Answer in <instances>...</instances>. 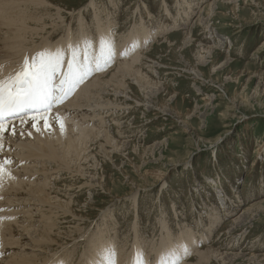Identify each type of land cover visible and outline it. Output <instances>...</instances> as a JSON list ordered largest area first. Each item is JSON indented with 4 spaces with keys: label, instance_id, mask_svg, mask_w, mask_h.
Masks as SVG:
<instances>
[{
    "label": "rangeland",
    "instance_id": "obj_1",
    "mask_svg": "<svg viewBox=\"0 0 264 264\" xmlns=\"http://www.w3.org/2000/svg\"><path fill=\"white\" fill-rule=\"evenodd\" d=\"M185 1H190L194 8L189 17L184 16V11L188 12L187 5L183 4ZM180 3L182 7L178 0L54 1L56 7L51 14L58 22L56 8L63 9L62 20L73 22L70 39L74 41L82 30L78 24L80 19L87 25L85 32L94 26L90 38H95V11L104 19L108 12L106 18L116 25L113 27L116 42L139 23L140 11L149 28L154 29L156 23L164 25V33L142 46L151 49L149 56L154 68L153 72L150 68L147 71L161 83L159 100L167 101L170 107L178 106L185 116V123L181 125L183 118L177 120L170 112L157 114L150 101L146 106L132 108L122 106L121 103H133L126 97L120 96L117 101L116 95H109L106 98L110 103L121 104V108L108 110L110 113L102 110L103 114H108L105 119L108 121L101 127L107 128L117 141L128 142L127 150L106 158L101 157V151L93 145L86 152L88 157L85 156L91 162L86 163L89 160L85 161V158L81 160L82 163L85 161L84 167L89 168L90 173L86 172L85 178L81 179L73 165L74 169L70 168L69 173L60 174L56 169L49 175V180L43 178L37 183L40 181L38 171H43L48 163H34L31 169L37 171L30 182L39 179L36 184H41L48 180L51 184L48 187L53 185L60 196L65 192L63 198L76 200L72 206L80 217L71 219L69 225H77L83 233L85 231L84 238L92 232L95 235L104 227L110 228L112 236L119 242L117 252L124 239L128 241L126 249H132L129 245L135 241L137 228L144 247L150 245V241H160V224L167 223L176 237L180 235L179 226L194 230L193 235L198 231L197 227L202 226L206 233L211 232L199 248L214 245L222 254L234 255L224 260L218 258L212 264H264V204L244 214L246 208L264 201V0L225 3L180 0ZM208 4L213 5L212 16L202 12ZM166 9L172 15L171 19H166ZM178 9L182 10L183 18L188 19L180 21L181 24L174 22ZM201 14L203 21L198 25L196 21ZM150 18L154 21L150 22ZM177 20L179 22L180 18ZM67 22H63L65 25L55 33L58 35L53 41L63 34L66 39ZM165 25H170L168 30ZM186 31L191 32V44L187 43ZM211 36L213 40H208ZM207 44L216 47L221 44L215 50L214 58L204 52L203 45ZM227 60L232 65L222 67ZM131 91L127 95H133L134 91ZM206 97L208 100H204ZM150 100L154 101L153 98ZM19 151L20 148L16 152ZM152 171H160L162 181L157 183L147 174ZM222 191L227 195L226 202ZM20 207L22 210L23 206ZM211 209L218 215L217 220L213 219L215 224L206 217ZM82 217L86 219L80 221ZM237 218L241 219L239 224H233ZM34 225L39 229L44 223ZM20 237L23 236L18 239ZM73 247L69 245L67 250L71 257L63 251L64 258L59 253L61 259L64 260L66 255L65 260L70 259L66 264H86L90 256L87 243ZM152 256L155 257L152 260L149 257L148 263L159 254ZM131 262L124 261L126 264Z\"/></svg>",
    "mask_w": 264,
    "mask_h": 264
},
{
    "label": "bare ground",
    "instance_id": "obj_2",
    "mask_svg": "<svg viewBox=\"0 0 264 264\" xmlns=\"http://www.w3.org/2000/svg\"><path fill=\"white\" fill-rule=\"evenodd\" d=\"M54 1L55 0H0V66H2L0 67V77H4L17 70L26 56H34L37 51L46 48L55 49L58 45L65 46L67 50V46L70 43L75 44L77 47V54L80 58H83L84 53L96 56L99 54L100 38L102 34H105L109 41L114 43L115 56L114 60L111 61L106 68L96 71L86 77L63 104L57 105L51 109L50 112L43 114L48 118L47 123L50 127H45V121L40 120L37 125L40 131H37L36 127L32 126L33 121L28 116L15 117L8 122V130L3 134L4 149L3 152L0 153V156L11 157L12 163L9 166L11 177L5 176L2 185H0V218H2L0 219V253L3 255H0V264H59L60 261L66 264L70 261L69 258L71 257V254L69 257V251H67L69 245L70 247L74 245L76 247V245L81 243H87V247L89 248L87 252H90L88 253L90 256L86 264H100L102 260L100 250L105 246H114L116 264H126L124 263L125 260L133 261L138 252L141 254L140 258L146 261V264H154L162 260L164 264H173V261H176L177 257L172 254V250L183 245L187 246V250H181L182 259L179 260V264H212L213 261H216L218 258L224 260L230 256L234 257L233 254H222L218 248H214V245L199 248L202 246L200 243L202 241V243H204L211 232L206 233V231L201 228L202 226H196L198 231H196L194 235L191 234L194 230H187L179 226L178 230L180 235L176 237L172 230H170L171 228H168L167 223L165 224L161 221L162 224H160L161 229L159 232V236L161 237L160 241H150V245H146V247H144L139 240L141 233L138 232L139 230L136 227L135 241L129 245L132 249H126L128 247V241L124 239L117 252V244L119 242L112 236L113 234L110 228L106 229V227H104L103 230L100 229L95 235H93L92 232L90 235L88 234V237L84 238L86 236L84 230L83 233L77 225H69L71 219L80 217L73 210V202L75 203L76 200L72 202L71 199L69 200L70 197L68 199L63 198L65 192L62 191L64 193L60 196L61 193L55 192L52 187L53 185L50 188L48 187L51 184L47 181L49 180V175L53 174V171H56V169L59 170L58 173L65 174L74 169L73 165L75 166L74 170L80 172H78L80 175L76 174L78 178H85L86 172H90L87 171L89 168L85 169L84 166L86 163L91 162L88 158H85V156L88 157L86 152L93 145L99 148L101 157L106 158L112 157V153L121 154L122 151L127 150L125 146L128 142L124 141L126 142L124 143L123 141H117L107 128L101 127L104 122L108 121H105L108 114L105 115L103 113H108L114 108L118 110L121 108V106H119L121 104H124L122 106L133 108L146 106V102L150 101L152 109L158 111H156L157 114H166L170 112L177 120L183 118L180 123L181 125L183 122L185 123V116L179 110L178 106L174 105L175 107H170V105L168 106L166 103L167 101L165 104L163 99L159 100V96L161 95V83L150 77L149 71H147V68H150L153 72L154 64L149 56L151 49H146L142 46L147 42L155 41L157 35L164 33V25H157L156 23L154 29L149 28L145 22V18L142 16L143 14H141L139 10V23L130 28L126 35L119 38V42H116L114 38L115 35L113 36L115 32L113 31V27L115 24L113 21L106 18L107 15H109L107 14L108 12L104 19L102 15H99L100 12L98 13V11H95V23H97V26H95V38H90V31L93 30L94 26L92 29L86 30L85 32V26L87 25L80 19L78 24L79 28L82 30L74 41L70 39V35L73 33L71 32L73 22L69 23L62 20L63 12L61 10L63 9L56 8V13L59 18L58 22L53 18V13L51 14V12L55 9L54 7H56ZM221 1L225 3L236 0H216V2ZM178 2L179 6L182 7L180 0H178ZM189 2H183L185 6L187 5L186 10L188 12L184 11V16L186 17H189L190 13L194 11L193 5ZM207 6L202 12H206V14L212 16L213 14L211 12L213 5L208 4ZM178 10L177 18L174 19L176 24H179L182 20L183 22L188 20L185 19L186 17L183 18L182 10L181 12L180 9ZM232 10L235 12L236 9L234 10V8H232ZM166 12V19H171L172 15L169 10L166 9ZM178 18H180L179 22L177 20ZM149 21L153 22L154 20L150 18ZM202 21L201 14L196 23L200 25L199 23ZM63 22H67L68 24L66 27L68 36L65 39L64 36L66 34H63L60 39L53 41L56 35H58L55 33L61 30L65 25ZM48 23L51 25L47 26ZM170 25H165L167 30ZM80 33H82V36H80ZM190 34V31H186L184 34L186 40L189 39L187 43H190L192 40ZM212 34L211 32V35ZM207 39L213 40L212 36L207 37ZM87 41H91V43ZM203 47L206 55H210L211 58H214L215 50L219 49L221 44L219 47L211 44L203 45ZM134 50L136 51L134 52ZM70 54L69 51V56ZM228 64L232 65L231 62L227 60L222 67H227ZM135 87L136 91L134 90ZM129 90H132L131 92L134 91L133 95H127ZM109 95H116L117 101L120 96L126 97L130 101H133V103L130 105L128 102L121 104L116 103L117 105L112 103V105L110 99L106 98ZM151 98H153L154 101L151 102ZM206 99L208 100L207 97L204 98V100ZM102 110H105V112ZM56 113H59V115L64 118L65 130L63 132L55 120ZM39 116L40 114H37L38 119ZM86 125H94V127H85ZM13 127L15 128V134H12ZM29 133H31V135H29ZM122 135L120 136L122 137ZM19 148L20 151L16 152ZM147 149L150 148L148 147ZM89 154L91 156L90 152ZM84 158L85 161H89L86 163L84 161L82 163L81 160ZM94 159L95 158H93V160ZM40 162L43 164L48 163L53 167L51 166L52 168H49L50 165L47 164L48 166L46 165L43 171H38L39 175L37 178H39L40 181L36 178L38 181L36 182H41L43 178H48V180L42 181L43 183L41 184H36L35 181L31 183L30 181L32 179L30 178L34 179L36 174L35 171H37L31 169V167H33L32 164ZM92 166H94V164ZM70 168L72 170H70ZM147 174L153 176L154 181H157V183L162 181L163 174L160 171L147 172ZM94 177L95 176L92 178ZM28 179L30 180L28 181ZM64 189L66 188L64 187ZM222 196L224 197V201L228 200L226 198L227 195L225 196L223 191ZM262 204H264V201L253 207L246 208L244 214H248L253 208H260ZM20 206H23L22 210H19ZM214 207L216 208V206ZM214 209H211L212 211H209L208 216H206L212 220L210 223L213 224H215L213 219H218V215L216 216V211H214ZM83 219L86 218L82 217L80 221ZM239 220L241 219L237 218V220L235 219L232 222L233 224H239ZM41 221L44 225L41 226V224L39 229L34 228V224L38 225V222ZM63 224L64 226H62ZM62 227L65 228L64 231L61 230ZM19 236L23 237L18 239ZM63 251L67 252L64 254L68 255V262L65 260L66 255L64 260L60 257ZM73 252L71 253L73 254ZM156 253H158L159 256L148 263V258L151 257L150 259L152 260L156 256H152V254ZM235 256L237 257L238 255L235 254ZM254 257L257 258L255 255ZM129 264H133V262Z\"/></svg>",
    "mask_w": 264,
    "mask_h": 264
},
{
    "label": "snow or ice",
    "instance_id": "obj_3",
    "mask_svg": "<svg viewBox=\"0 0 264 264\" xmlns=\"http://www.w3.org/2000/svg\"><path fill=\"white\" fill-rule=\"evenodd\" d=\"M114 56V43L102 34L99 54L96 56L84 53L83 58H80L75 44L70 43L67 50L65 46L58 45L55 49L46 48L37 51L34 56H26L17 70L0 77V153L4 149L3 134L8 130V122L12 118L30 117L32 126L36 127L37 131H40L37 127L40 120L45 121V127H50L48 118L43 114L63 104L86 77L106 68L114 60ZM37 114H40L39 119ZM55 120L63 132L64 118L56 113ZM12 134H15L14 127ZM11 163V157L0 156V185L5 176L11 177ZM181 250L186 251L187 246L172 250V254L177 257L173 264H179L182 259ZM100 254V264H116L114 246H105L100 250ZM140 257L138 252L133 264H146ZM59 264L64 262L60 261ZM160 264H164L163 260Z\"/></svg>",
    "mask_w": 264,
    "mask_h": 264
}]
</instances>
